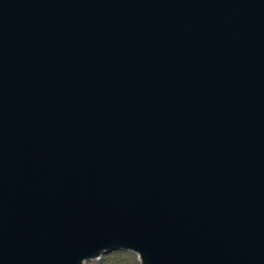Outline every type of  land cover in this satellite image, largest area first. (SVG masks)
Masks as SVG:
<instances>
[{
	"label": "water",
	"instance_id": "water-1",
	"mask_svg": "<svg viewBox=\"0 0 264 264\" xmlns=\"http://www.w3.org/2000/svg\"><path fill=\"white\" fill-rule=\"evenodd\" d=\"M114 250L264 264V0H0V264Z\"/></svg>",
	"mask_w": 264,
	"mask_h": 264
},
{
	"label": "rangeland",
	"instance_id": "rangeland-1",
	"mask_svg": "<svg viewBox=\"0 0 264 264\" xmlns=\"http://www.w3.org/2000/svg\"><path fill=\"white\" fill-rule=\"evenodd\" d=\"M138 258L133 252L114 251L102 255L99 260H91L85 264H140Z\"/></svg>",
	"mask_w": 264,
	"mask_h": 264
}]
</instances>
